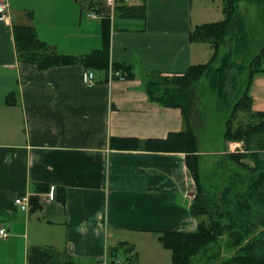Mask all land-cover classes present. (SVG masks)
<instances>
[{"label":"crops","instance_id":"1","mask_svg":"<svg viewBox=\"0 0 264 264\" xmlns=\"http://www.w3.org/2000/svg\"><path fill=\"white\" fill-rule=\"evenodd\" d=\"M195 1L0 0L8 16L0 21V230L7 233L0 264H29L33 247L53 248L78 264L104 257L171 264L159 235L197 228L189 210L196 186L185 154L114 150L109 140L142 144L184 130L181 110L151 102L144 83L150 73L178 75L204 64L189 33L217 22L210 17L223 4ZM124 5H143V15L117 13ZM102 19L110 22L109 68L118 67L122 79L109 82L78 63L39 70L17 60L15 25L32 26L60 55L81 57L102 47ZM86 71L94 74L90 86L83 83ZM249 95L252 110L264 112V74L253 78ZM40 186L51 197L38 193ZM57 188L65 190L64 205ZM33 196L37 209L29 203ZM18 197L28 201L26 211L14 204ZM124 248L131 250L126 256L119 253Z\"/></svg>","mask_w":264,"mask_h":264},{"label":"trees","instance_id":"2","mask_svg":"<svg viewBox=\"0 0 264 264\" xmlns=\"http://www.w3.org/2000/svg\"><path fill=\"white\" fill-rule=\"evenodd\" d=\"M77 3L78 0H75ZM245 0H223L222 13L224 19L218 22L194 27L189 33L191 42H208L213 49L212 58L204 64L192 65L184 73L178 75H161L150 73L144 83L145 93L151 102L163 107L181 110L184 130L171 133L164 140H147L142 144L135 139L111 138L109 147L114 150H131L142 148L153 152L184 153L185 163L195 186L196 195L190 205V214L197 220V228L193 232L162 233L158 240L170 251L171 264H196L203 259H210L206 250L226 237L229 246L234 248L230 258L220 264H264V230L255 239L246 242L257 226H264V112H253L249 89L256 75L264 74V41L259 52L247 64L237 63L242 45L245 41V19L242 18L237 6ZM247 3L262 4L259 12L264 10V0H246ZM128 17L142 16L144 6L124 5L117 13ZM31 19L32 15L29 13ZM109 19L101 20L102 47L81 57L60 55L53 47L41 41L32 26L15 25L12 37L17 60L33 64L39 70L50 67L81 64L88 69L101 72L107 80L109 69ZM232 44L229 52L219 60L214 68L220 47L226 42ZM117 70L118 67L111 65ZM245 74V83L239 88V99L233 105L223 138L226 142L242 143L243 152L228 153L227 158L241 167L243 175H230L225 186L219 193H209L200 181L197 140L188 117V107L180 103L184 100V91L201 77H207L210 90L218 103L227 108L231 94L238 84L237 76ZM169 87L176 89L171 90ZM164 88V89H162ZM10 100L7 99V103ZM237 112L247 115L244 124L233 125ZM247 161L249 164H244ZM38 193H48L49 188L40 186ZM56 200L63 205L66 201L64 189H56ZM33 209L40 207L39 198L29 199ZM123 248V245L120 248ZM119 249L111 251L116 255ZM130 249H122L119 253H130ZM55 249L50 247H33L27 251L29 264H78L69 258H61ZM61 259V260H60ZM98 262L97 264H100ZM124 264H130L126 259Z\"/></svg>","mask_w":264,"mask_h":264},{"label":"rangeland","instance_id":"3","mask_svg":"<svg viewBox=\"0 0 264 264\" xmlns=\"http://www.w3.org/2000/svg\"><path fill=\"white\" fill-rule=\"evenodd\" d=\"M197 1L195 5L197 6ZM210 3V0H206ZM212 7L223 4V0H213ZM214 3L216 5H214ZM195 5L193 6V19L198 14ZM249 5V6H248ZM222 7V5H221ZM262 8V4H252L241 1L237 6L239 15L245 19V41L246 45H242L240 56L236 59L237 63L247 64L249 60L259 52L261 44L264 41V10L258 11ZM32 12H30L31 14ZM32 15V14H31ZM220 15V17H216ZM211 16V15H210ZM86 17V16H85ZM221 8L210 17V20L217 21L223 20ZM196 50L203 53L204 63H207L213 56V49L208 42L194 41ZM199 45H202L198 47ZM232 44L226 42L220 47L217 60L214 62L213 67L219 66V60L225 53L229 52ZM207 53V55H206ZM206 56V57H205ZM238 84L234 89V95L231 94L229 99V106L225 108L221 106L214 93L210 90L209 80L207 77H201L198 81L193 83L186 91H184V100L180 103L188 107V117L190 125L193 129L197 140V154L199 152V171L200 181L209 193H219L225 186L228 177L235 174L243 175L245 171L235 165L227 158L228 153L236 154V152H243L242 143L226 142L223 135L226 130V121L229 118L233 105L239 99V88L243 87L245 83V74L237 76ZM171 90L176 88L169 87ZM164 89V88H162ZM255 112V111H253ZM247 121V115L242 112H237L233 118V125L236 128L237 123L244 124ZM244 164H249L243 160ZM250 165V164H249ZM264 230V226H257L256 230L246 240L249 242L257 237V235ZM234 248L229 246V240L226 237L220 239L215 245H210L206 250L210 259H203L201 263L196 264H220L222 260L230 258L234 253Z\"/></svg>","mask_w":264,"mask_h":264},{"label":"built area","instance_id":"4","mask_svg":"<svg viewBox=\"0 0 264 264\" xmlns=\"http://www.w3.org/2000/svg\"><path fill=\"white\" fill-rule=\"evenodd\" d=\"M127 2L128 0H109V4L113 5L115 2ZM91 18H96L95 15H89ZM8 16L6 14V7L4 4L0 3V21H7ZM118 78L122 79L121 74L118 70H114L112 68L108 69L107 79L108 81H112L113 79ZM83 83L85 85H92L94 83V74L91 71H86L83 74ZM51 197V191L48 192ZM14 204L19 207L21 210L26 211L28 209V201L25 198L18 197L15 199ZM7 237V233L5 230H0V239H5ZM100 264H124L121 259H117L113 262H109L106 257L101 260Z\"/></svg>","mask_w":264,"mask_h":264}]
</instances>
